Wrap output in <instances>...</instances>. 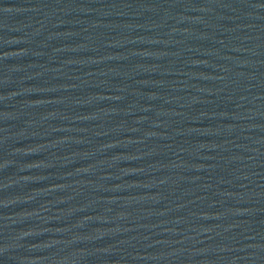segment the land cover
<instances>
[{
	"label": "water",
	"instance_id": "water-1",
	"mask_svg": "<svg viewBox=\"0 0 264 264\" xmlns=\"http://www.w3.org/2000/svg\"><path fill=\"white\" fill-rule=\"evenodd\" d=\"M0 264H264V0H0Z\"/></svg>",
	"mask_w": 264,
	"mask_h": 264
}]
</instances>
